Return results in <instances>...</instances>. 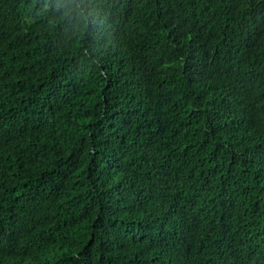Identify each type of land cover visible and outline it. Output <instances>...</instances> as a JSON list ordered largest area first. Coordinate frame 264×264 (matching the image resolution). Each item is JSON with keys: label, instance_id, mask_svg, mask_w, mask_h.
Returning <instances> with one entry per match:
<instances>
[{"label": "trees", "instance_id": "obj_1", "mask_svg": "<svg viewBox=\"0 0 264 264\" xmlns=\"http://www.w3.org/2000/svg\"><path fill=\"white\" fill-rule=\"evenodd\" d=\"M0 264H264V0H0Z\"/></svg>", "mask_w": 264, "mask_h": 264}]
</instances>
